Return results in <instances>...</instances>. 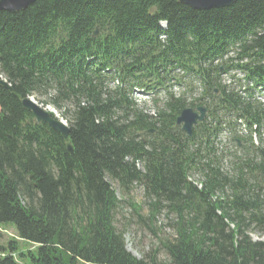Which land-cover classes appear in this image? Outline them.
I'll list each match as a JSON object with an SVG mask.
<instances>
[{
    "label": "trees",
    "instance_id": "trees-1",
    "mask_svg": "<svg viewBox=\"0 0 264 264\" xmlns=\"http://www.w3.org/2000/svg\"><path fill=\"white\" fill-rule=\"evenodd\" d=\"M231 71L264 88V0L208 11L177 0H37L0 11V81L12 89L0 86V226L34 247L8 243L0 264H264V241L251 239L264 236V104L235 76L248 100L225 84ZM134 88L166 94L154 115ZM30 98L60 114L68 138L36 122L22 105ZM201 106L208 116L185 139L176 119ZM240 120L249 133L257 126L258 147L240 137ZM224 132L241 151L229 172ZM137 187L149 208L144 218L130 203L141 222L152 230L162 212L173 217L174 238L160 241L167 263L156 251L134 257L115 225L117 192Z\"/></svg>",
    "mask_w": 264,
    "mask_h": 264
},
{
    "label": "rangeland",
    "instance_id": "rangeland-1",
    "mask_svg": "<svg viewBox=\"0 0 264 264\" xmlns=\"http://www.w3.org/2000/svg\"><path fill=\"white\" fill-rule=\"evenodd\" d=\"M153 98L154 96H151L150 99L144 96H139L138 100H140V104L145 105L154 112ZM46 110L56 114L51 107H48ZM57 115L60 116L59 113H57ZM64 122L66 123V121ZM114 187L115 189H118L117 186L114 185ZM117 196L121 201V205L116 213L115 225L117 230L124 234L127 251L137 259L145 261H148V255H151L156 251L158 252L157 256L159 261L165 263L169 262L168 255L160 245V241L165 242L166 240H172L174 238L175 233L172 226L173 217H168L166 212H162L161 215L156 217L151 230V227L149 228V222H141L133 213L130 206V203L140 206L142 208L140 211L141 216L147 218L149 215V208L144 197L143 189L137 187L127 196H124L118 191ZM251 239L253 241H264V236L259 232H255L251 234ZM10 242H16L18 244V253L27 252V250H33L34 248L33 246L19 240L17 233L12 226H0V250L2 247L7 248L8 243ZM22 261L26 263L25 259Z\"/></svg>",
    "mask_w": 264,
    "mask_h": 264
},
{
    "label": "water",
    "instance_id": "water-1",
    "mask_svg": "<svg viewBox=\"0 0 264 264\" xmlns=\"http://www.w3.org/2000/svg\"><path fill=\"white\" fill-rule=\"evenodd\" d=\"M37 0H0V11L8 13H18L25 10ZM178 3L186 5L193 10L208 11V10H222L231 9L236 6L240 0H177ZM97 33V32H96ZM95 33V35H96ZM0 86L12 90L11 87L3 81H0ZM24 109L29 111L37 123H45L56 132L62 134L65 138L69 137L68 127L59 120L51 117V115L39 106L32 99H25L22 101ZM207 111L204 108L194 110H184L177 118V125H182V131L186 133L187 138L192 136L193 127L203 122L206 118ZM68 152L72 154V147L68 143Z\"/></svg>",
    "mask_w": 264,
    "mask_h": 264
},
{
    "label": "bare ground",
    "instance_id": "bare-ground-1",
    "mask_svg": "<svg viewBox=\"0 0 264 264\" xmlns=\"http://www.w3.org/2000/svg\"><path fill=\"white\" fill-rule=\"evenodd\" d=\"M172 85V84H171Z\"/></svg>",
    "mask_w": 264,
    "mask_h": 264
}]
</instances>
